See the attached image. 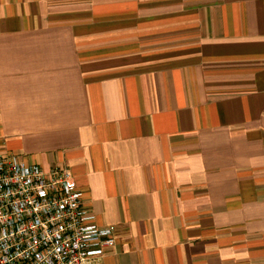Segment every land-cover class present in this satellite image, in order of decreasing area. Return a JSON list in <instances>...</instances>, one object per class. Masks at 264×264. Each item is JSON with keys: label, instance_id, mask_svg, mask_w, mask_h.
<instances>
[{"label": "crops", "instance_id": "1", "mask_svg": "<svg viewBox=\"0 0 264 264\" xmlns=\"http://www.w3.org/2000/svg\"><path fill=\"white\" fill-rule=\"evenodd\" d=\"M68 171L100 264H264V0H0V155Z\"/></svg>", "mask_w": 264, "mask_h": 264}, {"label": "built area", "instance_id": "2", "mask_svg": "<svg viewBox=\"0 0 264 264\" xmlns=\"http://www.w3.org/2000/svg\"><path fill=\"white\" fill-rule=\"evenodd\" d=\"M83 206L68 171L0 155V264H100L116 244Z\"/></svg>", "mask_w": 264, "mask_h": 264}]
</instances>
